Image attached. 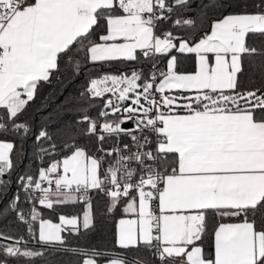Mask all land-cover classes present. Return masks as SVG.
<instances>
[{
	"label": "snow or ice",
	"instance_id": "6c2138e0",
	"mask_svg": "<svg viewBox=\"0 0 264 264\" xmlns=\"http://www.w3.org/2000/svg\"><path fill=\"white\" fill-rule=\"evenodd\" d=\"M188 6L189 0H0V134L28 137L31 127L19 117L62 62L73 78H88L79 93L85 104L75 109L83 115L35 135V159L57 152L60 158L34 175L20 174L16 193L0 207V218L14 213L40 250L29 248L24 235L0 231V264H32L48 251L80 257L68 264L102 258L107 264H264V90H239L245 58L264 77V41L249 43L264 38V0H235L239 10L212 20L199 39L171 30L157 35L162 21ZM220 6L202 2L201 16ZM171 22L197 27L192 18ZM173 51L194 56L192 71H178ZM162 56L169 57L166 70L157 67ZM141 59L156 60L147 76L141 67L91 75L97 65ZM97 99L103 107L93 118L88 112ZM128 121L133 127H122ZM83 136L96 138L100 155L79 144ZM111 137L115 143L105 149ZM15 147L0 140V200L13 183ZM92 193L108 198L107 215L126 201L115 246L131 258L67 246L66 234L94 224ZM78 203L82 220L60 215L53 222L40 210ZM205 236L213 240L214 260L202 254ZM141 249L149 255H137Z\"/></svg>",
	"mask_w": 264,
	"mask_h": 264
},
{
	"label": "trees",
	"instance_id": "16d2710c",
	"mask_svg": "<svg viewBox=\"0 0 264 264\" xmlns=\"http://www.w3.org/2000/svg\"><path fill=\"white\" fill-rule=\"evenodd\" d=\"M206 2V0H189V10L185 12H176L172 15V18L168 22H161L156 28L157 35H160L162 31L171 30L174 35H179L185 39L195 33L197 39L204 32L209 31L210 23L212 20L221 18L223 15L238 11L235 7V0H219L220 7L209 10L206 18L201 16L200 4ZM171 3V0H169ZM251 11V9H249ZM177 16L181 18H192L196 20L197 27L193 28H175L172 27V20H175ZM101 29H97L100 32ZM253 39L257 41L259 46L264 38L250 37L249 43H252ZM178 56V70L179 71H192L194 66L193 55H181L175 53ZM164 58L159 57L158 66L160 70H164ZM132 67L143 68L144 75L149 72V60L145 61L141 59L139 64L135 62H129L128 64L122 62H112L111 64L97 65L92 71V77L98 76L104 72H129ZM243 73L239 76L240 89L239 90H254L261 88L264 90V77H262V70L259 67H255L250 64L249 59L245 58L243 62ZM87 77L81 75L73 78L69 70H65V65L61 63V70L53 73L50 78V82H40L37 87L36 95L33 101H30L26 107L24 113L19 117V121H26L31 127V133L26 139L21 141L17 136L8 133L6 135L0 134V140L12 141L15 143V149L11 154L13 162V170L11 172V179L13 181L11 188L7 194V197L0 200V207L7 205L13 195L17 191L16 179L20 174H35L38 167L41 165L47 166L51 160L60 158V153L57 152L49 159L45 157L43 161L35 159L34 153L36 152L38 145L34 143L35 135L40 130L45 129L50 134L54 133L58 128H62L68 122H75L82 112L75 111V109L83 106L85 101L80 97L79 93L84 90L87 82ZM103 100L97 99L93 101V107L89 110L88 115L96 118L100 109L103 107ZM126 107V103H124ZM118 117L109 116V120L117 119ZM87 127L86 124L79 125L78 129L83 130ZM54 140L56 137H53ZM45 147H48V142H42ZM115 143V138L111 137L105 140L103 147L105 149L110 148ZM79 144L87 148L89 154L100 155L96 153L97 141L95 137L83 136L79 139ZM21 145H23V152H21ZM9 177H5L8 179ZM23 197V192L20 193ZM92 205L94 212V224L88 231L83 230L81 227L79 235H67V246L82 247L85 249H94L101 251L122 252L115 246V229L116 220L123 214L122 206L119 204L115 211L111 215L106 214V206L108 198L103 194L92 193ZM19 207L28 210L29 204L21 203ZM45 219H50L53 222L59 221L60 215L65 216H81L83 212L82 204H68L63 206H55L54 209H40ZM0 231L10 236L24 235L26 239V230L24 226L17 224L14 221V213L10 214L7 218H0ZM211 236H205L200 245L206 249H211ZM33 250H40V248L29 247ZM129 256H133V253H125ZM137 255L148 256L144 249H141ZM80 257L72 256L69 253L64 252H45L43 257L36 258L32 264H68L69 261L79 260ZM106 259V258H102ZM10 264H15V261H10Z\"/></svg>",
	"mask_w": 264,
	"mask_h": 264
},
{
	"label": "crops",
	"instance_id": "0c3cea01",
	"mask_svg": "<svg viewBox=\"0 0 264 264\" xmlns=\"http://www.w3.org/2000/svg\"><path fill=\"white\" fill-rule=\"evenodd\" d=\"M209 31H210V29H209ZM174 55V54H173ZM169 57L168 56H165V58H164V70H166V66H167V59H168ZM193 59H195L194 57H193ZM179 71V70H178ZM181 72H183V71H181ZM126 203V201H122L120 204H121V206H122V209H123V207H124V204ZM123 215L124 214H122L121 216H119L118 218H117V220H116V222L120 219V218H122L123 217ZM68 217H71V216H68ZM80 218H81V220H82V215L80 216ZM59 222V221H58ZM201 246V248H202V254H203V252H204V249H206L205 247H203L202 245H200ZM211 246H212V248L210 249V252H209V257L208 258H205V259H208V260H214L215 259V249H214V244H213V240H211ZM98 264H107V258L106 259H99V261H98Z\"/></svg>",
	"mask_w": 264,
	"mask_h": 264
},
{
	"label": "water",
	"instance_id": "95a60500",
	"mask_svg": "<svg viewBox=\"0 0 264 264\" xmlns=\"http://www.w3.org/2000/svg\"><path fill=\"white\" fill-rule=\"evenodd\" d=\"M122 127L124 128H132V124L129 123V122H126L122 125ZM26 240H28V247H35V248H40V245L37 244L34 240H32L30 237L26 236ZM85 249V248H84ZM87 250H94V249H87ZM97 251H101V250H97ZM101 252H107V253H118V254H125V253H122V252H112V251H101ZM209 252H210V249H204V252H203V256L205 258H208L209 257ZM127 255V254H125ZM129 258H131V256L127 255Z\"/></svg>",
	"mask_w": 264,
	"mask_h": 264
},
{
	"label": "built area",
	"instance_id": "2783aa9c",
	"mask_svg": "<svg viewBox=\"0 0 264 264\" xmlns=\"http://www.w3.org/2000/svg\"><path fill=\"white\" fill-rule=\"evenodd\" d=\"M163 32H164V31H162L160 35H162ZM153 63H156V60H149V66H150L149 69L151 68V66H152ZM157 67H158V69L160 70L158 64H157ZM104 73L119 74L120 72H104ZM104 73H102V74H100V75H98V76H95V77H99V76L103 75ZM147 75H148V73L146 74V76H147ZM105 99H107V96L105 97ZM124 103H126V107H127L128 104H130V101H126V102H124ZM128 122L132 124L131 121H128ZM132 127H133V124H132ZM121 139H122V141H123L124 143H127V142H128V138H127V137H122ZM30 207H31V205H30Z\"/></svg>",
	"mask_w": 264,
	"mask_h": 264
}]
</instances>
